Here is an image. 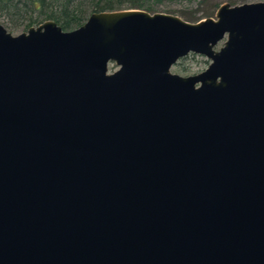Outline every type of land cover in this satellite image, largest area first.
Returning <instances> with one entry per match:
<instances>
[{
  "label": "water",
  "instance_id": "obj_1",
  "mask_svg": "<svg viewBox=\"0 0 264 264\" xmlns=\"http://www.w3.org/2000/svg\"><path fill=\"white\" fill-rule=\"evenodd\" d=\"M215 17L0 24V264H264V0Z\"/></svg>",
  "mask_w": 264,
  "mask_h": 264
},
{
  "label": "trees",
  "instance_id": "obj_2",
  "mask_svg": "<svg viewBox=\"0 0 264 264\" xmlns=\"http://www.w3.org/2000/svg\"><path fill=\"white\" fill-rule=\"evenodd\" d=\"M129 8L144 9L150 13L156 11L145 0H0V17L5 19L9 29L24 27L27 30L46 20H53L68 31L82 25L93 12Z\"/></svg>",
  "mask_w": 264,
  "mask_h": 264
},
{
  "label": "rangeland",
  "instance_id": "obj_3",
  "mask_svg": "<svg viewBox=\"0 0 264 264\" xmlns=\"http://www.w3.org/2000/svg\"><path fill=\"white\" fill-rule=\"evenodd\" d=\"M148 4L155 8V12L159 13H168L177 15L183 19L192 23H195L204 18H216V11L218 7L223 3H229L230 5H239L243 3H253L263 0H145ZM194 18V19H191ZM197 19V20H196ZM0 24L8 29L13 34H19L26 31L24 27L18 29H9L7 27L6 21L3 17H0ZM226 40L224 37L221 41L215 46L216 49H219L223 42ZM210 63V59L206 58L200 54L190 53L184 58L179 59L175 63L170 71L172 73L179 74L181 76H189L197 74L205 70ZM116 69V65L111 63L109 64V70L113 71Z\"/></svg>",
  "mask_w": 264,
  "mask_h": 264
}]
</instances>
